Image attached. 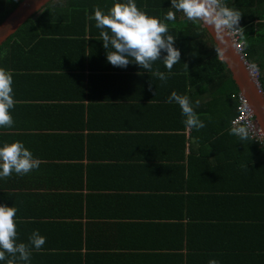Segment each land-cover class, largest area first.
Returning <instances> with one entry per match:
<instances>
[{
	"label": "crops",
	"instance_id": "crops-1",
	"mask_svg": "<svg viewBox=\"0 0 264 264\" xmlns=\"http://www.w3.org/2000/svg\"><path fill=\"white\" fill-rule=\"evenodd\" d=\"M94 46L90 67L74 69L57 100L62 107L16 109L13 126L0 128V141H21L40 160L26 175L0 178V204L17 209V236L27 244L38 230L46 238L31 248L35 264H254L264 244L254 236V226L264 227L254 179L227 164L236 139L207 141L213 112L204 111L228 107L211 105L198 87L203 77L185 81L205 125L194 133L167 102L180 92L168 87L170 72L163 81L156 75L162 60L150 70L115 67L96 59ZM257 253L263 262L264 250Z\"/></svg>",
	"mask_w": 264,
	"mask_h": 264
},
{
	"label": "trees",
	"instance_id": "trees-1",
	"mask_svg": "<svg viewBox=\"0 0 264 264\" xmlns=\"http://www.w3.org/2000/svg\"><path fill=\"white\" fill-rule=\"evenodd\" d=\"M21 1L0 0V23ZM222 2L241 13L238 31L244 42V53L246 59L259 68V80L264 90V0ZM112 3L113 0H52L2 44L0 67L13 73L15 106L10 110L13 120V114H17L16 109L35 106L49 112L54 107H62L61 104L66 101L57 100L66 97L67 88H70L67 81L72 83L70 78L77 73L74 74V69L90 67L95 59L94 45L101 50V57L96 59L106 57L101 30L96 28L95 20L90 17L94 9L106 12ZM135 3L139 9L160 19L168 11L174 12L175 20H164V23L168 27V34L175 36V47L180 50L181 59L173 65L171 71L165 65L158 69L170 72L169 77H173V81L168 87H175L190 102H197L199 95L192 88L187 95L188 82L185 81L198 83L203 77L198 87L208 94L211 105L216 102L228 107L227 111H204L213 112L209 119L211 129L208 131L211 137L207 141L210 147H215L228 137L236 139L237 142L231 144L232 150L227 154V164L236 167V174L241 178L254 179V207L264 212V146L249 135L240 140L230 134L232 120L237 114L239 88L227 64L221 59L214 39L202 21L188 20L182 11L171 8V0H135ZM77 53L79 55L75 56ZM82 58L83 61L80 60ZM80 77L85 79L82 73ZM194 133H201V130L196 129ZM234 143L237 145L235 148ZM206 161L209 165L213 163L209 159ZM245 188L252 190V187ZM260 222L264 223V219L261 218ZM257 228L254 226V236L264 235V227ZM24 239L26 236H17V242H23ZM263 245L254 248V264H264L261 255L256 254V251L264 250L261 249ZM35 255V252L31 253V264L37 263Z\"/></svg>",
	"mask_w": 264,
	"mask_h": 264
},
{
	"label": "clouds",
	"instance_id": "clouds-1",
	"mask_svg": "<svg viewBox=\"0 0 264 264\" xmlns=\"http://www.w3.org/2000/svg\"><path fill=\"white\" fill-rule=\"evenodd\" d=\"M171 8L182 11L188 20H199L211 25L218 34L230 32L232 39L231 32L240 28L238 24L241 13L228 7L222 0H171ZM175 18L171 10L163 19L151 16L139 9L135 0H113L106 12L94 9V14L90 17L95 20L96 28L101 30L106 59L111 65L125 68L130 63H135L144 70H150L153 62L162 60L169 71L174 64L180 62L181 52L175 47V36L168 34L164 20L173 21ZM156 75L162 81L167 79L162 72H157ZM167 102L179 105L186 127L199 130L205 126L197 117L187 96L172 91ZM14 106L13 73L0 67V128L13 126L10 110ZM229 131L240 140L249 135L247 126L243 124L233 125ZM39 165V158L34 157L23 142L0 141V178L13 173L26 175ZM16 212L14 206L0 204V264H30L31 248L39 250L45 244L46 238L38 230L32 231L27 244L17 242L16 227L19 218ZM208 264H219V261L210 259Z\"/></svg>",
	"mask_w": 264,
	"mask_h": 264
},
{
	"label": "water",
	"instance_id": "water-1",
	"mask_svg": "<svg viewBox=\"0 0 264 264\" xmlns=\"http://www.w3.org/2000/svg\"><path fill=\"white\" fill-rule=\"evenodd\" d=\"M52 0H22L0 23V47L13 35L28 19L35 16ZM202 25L214 39L221 59L227 64L236 82L239 92L246 97L255 112L256 119L264 131V91L258 80L250 73L247 61L238 51L230 32L217 33L211 25Z\"/></svg>",
	"mask_w": 264,
	"mask_h": 264
},
{
	"label": "built area",
	"instance_id": "built-area-1",
	"mask_svg": "<svg viewBox=\"0 0 264 264\" xmlns=\"http://www.w3.org/2000/svg\"><path fill=\"white\" fill-rule=\"evenodd\" d=\"M231 35L236 43L238 51L243 55L244 59L247 61L248 68H249L251 75L256 80H258L260 88L262 89V86L259 80L260 70L256 65L251 64L246 59V54L244 53V42L240 39L239 31L236 30L235 32H231ZM240 124L246 125L248 132H249V136L253 140L259 142L262 146H264V131L262 130V128L260 127L256 119L255 112L250 106L246 97L243 96L241 93H238L237 114L232 120V126L240 125Z\"/></svg>",
	"mask_w": 264,
	"mask_h": 264
},
{
	"label": "rangeland",
	"instance_id": "rangeland-1",
	"mask_svg": "<svg viewBox=\"0 0 264 264\" xmlns=\"http://www.w3.org/2000/svg\"><path fill=\"white\" fill-rule=\"evenodd\" d=\"M54 1H58V0H54Z\"/></svg>",
	"mask_w": 264,
	"mask_h": 264
}]
</instances>
